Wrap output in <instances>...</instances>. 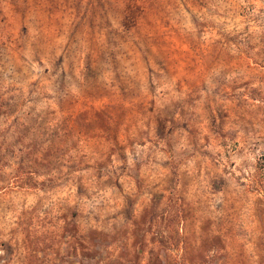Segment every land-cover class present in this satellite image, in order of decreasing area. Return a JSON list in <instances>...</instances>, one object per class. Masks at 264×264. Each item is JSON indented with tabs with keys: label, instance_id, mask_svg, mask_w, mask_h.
<instances>
[{
	"label": "rangeland",
	"instance_id": "1",
	"mask_svg": "<svg viewBox=\"0 0 264 264\" xmlns=\"http://www.w3.org/2000/svg\"><path fill=\"white\" fill-rule=\"evenodd\" d=\"M0 264H264V0H0Z\"/></svg>",
	"mask_w": 264,
	"mask_h": 264
}]
</instances>
